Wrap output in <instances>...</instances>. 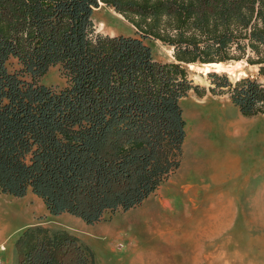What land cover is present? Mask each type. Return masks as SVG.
<instances>
[{
	"label": "trees",
	"instance_id": "1",
	"mask_svg": "<svg viewBox=\"0 0 264 264\" xmlns=\"http://www.w3.org/2000/svg\"><path fill=\"white\" fill-rule=\"evenodd\" d=\"M100 3L140 36L98 32ZM149 37L175 60L156 59ZM238 61L255 73L211 70L209 88L188 69ZM54 66L64 86L43 82ZM191 90L264 115V0H0V190L88 224L141 205L182 164ZM14 246L17 264H97L76 234L41 223Z\"/></svg>",
	"mask_w": 264,
	"mask_h": 264
},
{
	"label": "rangeland",
	"instance_id": "2",
	"mask_svg": "<svg viewBox=\"0 0 264 264\" xmlns=\"http://www.w3.org/2000/svg\"><path fill=\"white\" fill-rule=\"evenodd\" d=\"M94 20L98 32L139 35L130 21L104 3L95 8ZM145 42L156 59L175 60L173 48L161 40L149 37ZM203 65H189L190 77L195 84L209 88ZM226 65L231 70L224 72L231 80L256 71L245 61ZM43 79L48 85L66 83L59 66L52 67ZM182 106L188 135L193 134L198 144L193 149L196 164L186 166L177 180H191L196 189L193 201L168 193L169 188L163 184L144 204L106 213L98 225L117 229L115 232L93 234L80 218L71 216L61 222L41 198L31 194L30 205L38 213L35 222L53 229L68 227L92 247L97 264H264V115L246 117L228 95L210 91L200 96L191 90L182 99ZM238 119L253 124L238 133L232 126ZM187 152L190 156L189 146ZM185 158L184 154L182 164ZM142 209L153 214L163 212L156 226L142 227L145 222H153L152 213H141ZM21 211L15 215L10 209L0 210V230L9 232L5 247L0 246V264L18 262L12 237L17 226L31 218Z\"/></svg>",
	"mask_w": 264,
	"mask_h": 264
},
{
	"label": "crops",
	"instance_id": "3",
	"mask_svg": "<svg viewBox=\"0 0 264 264\" xmlns=\"http://www.w3.org/2000/svg\"><path fill=\"white\" fill-rule=\"evenodd\" d=\"M186 131H187V134H186V138H185V142H184V145H185L184 146V154H185V157L186 158L184 159L181 168H179V170H178L179 173L175 176V178L171 176L163 184H165L166 188L167 187L169 188L168 193L171 191V193L173 195L178 194L179 195L178 196L179 198H181L183 200L186 199L185 201L187 202L190 199H192V201H193V194L195 193V190L196 189L193 186V183L191 182V180H184V181H181L180 180V181H178L177 179H178L179 176H181L183 174L182 172L184 171V168H186V166H192V165L194 166L196 164L195 163L196 160L193 159V149H196L197 148V143H195V141L193 140V134L192 135H188V124L186 125ZM188 146H189V149L191 150V155L190 156H188V154H190V153L187 152ZM218 180H220V179H218ZM216 181H217V177H216ZM170 182H172V183L170 184ZM176 186L179 188V191H177V192L173 191V190H175ZM220 186H222V185L220 184ZM31 194L34 195V193L30 190V191L27 192V194L25 196L16 197V196H13V195H10V194L3 193L0 190V210L1 209H4V210L10 209V211L12 212V214L15 213V215L16 214L19 215V213L22 214V211H21V209H22L23 212L25 211V212H27L31 216V218L29 220H27V221H25L23 223H20L17 226V228H16V230H15V232L13 234V237H12V239H14V242H15V239L18 236V234L24 228H26V227H28L30 225L36 224V223H41V222H35V216H37L38 213H36V211L30 205L31 196H32ZM34 196H36V195H34ZM38 198H40V197L38 196ZM149 198H150V196L143 202V204ZM40 200H42V199H40ZM167 201H169V203H171L170 200H167ZM142 210H141V213H152L153 212V211H145V209L143 211ZM162 213L163 212H161V210L157 211L155 214L152 213L151 215L153 216V218H152V221L153 222H145L144 224H142V227H145L146 228V227H154V226H156L157 225L158 218L160 217V215ZM57 216H59V218H61V220H60L61 222L69 220L71 218V216L72 217H76V218H80V217H77L75 215H72V214H70L68 212L61 213V214H59ZM81 220H83V219H81ZM100 222L101 221H99L97 223H93V224H88L89 231L91 233H93V234H101V233H104V232L105 233L115 232L117 230V229L108 228L107 226L98 225V224H100ZM41 224L47 225L45 223H41ZM60 228L61 229H66V230L69 231L68 227H66V226L60 227ZM6 232H7V229L6 228H3V229L0 230V241L1 240L3 241V242H0V246L3 245L4 244V241L8 238L7 235L9 236V232H8V234Z\"/></svg>",
	"mask_w": 264,
	"mask_h": 264
},
{
	"label": "bare ground",
	"instance_id": "4",
	"mask_svg": "<svg viewBox=\"0 0 264 264\" xmlns=\"http://www.w3.org/2000/svg\"><path fill=\"white\" fill-rule=\"evenodd\" d=\"M189 65L191 67H193L194 64H189ZM203 66H204V71L206 73H208L209 71H211L212 68H215V71L231 70V68L229 67V65H226L224 63H208V64H204ZM250 124H253V121L252 122L251 121L249 122V121H246V120H243V119H238L236 122L232 123V126L236 127L237 132L240 133V132H243V131L247 130L249 128V125Z\"/></svg>",
	"mask_w": 264,
	"mask_h": 264
}]
</instances>
